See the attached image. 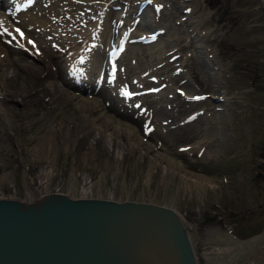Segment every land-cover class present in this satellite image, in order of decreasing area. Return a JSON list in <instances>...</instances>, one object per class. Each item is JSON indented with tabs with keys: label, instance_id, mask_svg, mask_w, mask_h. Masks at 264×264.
Returning a JSON list of instances; mask_svg holds the SVG:
<instances>
[{
	"label": "rangeland",
	"instance_id": "1",
	"mask_svg": "<svg viewBox=\"0 0 264 264\" xmlns=\"http://www.w3.org/2000/svg\"><path fill=\"white\" fill-rule=\"evenodd\" d=\"M42 1L48 3L55 16L54 2ZM71 1L63 16L65 21L61 19L68 28L53 26L54 34L72 39L79 33L95 39L100 31L102 42L108 41L123 28V24L113 23L116 18L123 20L124 13V19L132 22V37L159 30L158 39L129 41L118 57V75L107 81L102 80V75L100 83L101 89L113 88L108 94L107 111H115L116 117L137 126L142 141L154 148L143 149L131 137L133 146L120 167L104 168L99 163L94 169L74 165L73 150L59 145L48 164L39 159L37 149L31 151L29 147L60 118L34 122L46 112V104L38 102L34 105L36 113L24 119L26 128L18 126L22 120L17 116L5 117V129L0 132V196L31 200L48 191H63L73 196L130 198L170 205L192 225L190 234L199 264H214L220 258L211 260L210 255L227 245L225 234L239 240L261 234L264 0H146L139 8L142 0H82L83 8L76 0ZM153 3L161 7L154 8ZM24 6L23 12L19 10L21 15L36 18V0ZM104 9L109 11L110 19L103 22ZM86 10V25L72 32L73 20ZM0 19H8L1 10ZM44 37L50 41L51 35L45 33ZM102 42H96V55L103 61L104 70L106 50ZM92 46L85 47L90 50ZM77 47L69 49L76 51ZM69 49L61 53L58 64L69 79L66 85L84 94L98 95L100 90H91V75L85 77L83 72L93 73L88 64H77H81L79 76L83 80L69 73L72 66L76 67L71 59L77 57V51ZM7 104L15 115L21 107L14 99ZM146 127L150 130L146 131ZM123 139L118 136L121 142ZM189 145L192 147L186 148ZM199 177H204V185L196 182Z\"/></svg>",
	"mask_w": 264,
	"mask_h": 264
},
{
	"label": "bare ground",
	"instance_id": "2",
	"mask_svg": "<svg viewBox=\"0 0 264 264\" xmlns=\"http://www.w3.org/2000/svg\"><path fill=\"white\" fill-rule=\"evenodd\" d=\"M18 2H21V0H18ZM46 2H54L53 5L55 8H53V10L55 11L57 9V12H54L55 16L52 13L53 11L47 6L48 3L44 4L45 2L42 0H36L35 10L38 12L36 18L33 17V15L27 14L22 16L21 12L25 10V7L20 9L21 12L8 9L9 6L7 2H4L7 7H2L4 12L8 13L7 15H9L10 21L12 20L10 23V21L6 19L3 22V26L6 27L12 35L10 36L7 33L0 32V132L2 133L5 129V117L8 115L9 118L17 116L19 120H22L18 123V126L21 128L25 127L27 124H25L24 119L28 118L32 112L36 113L34 105L39 102L40 105L46 104V112L38 116L34 122L40 120L39 122L47 123L53 121V118H60L59 121L58 119L56 120L58 122L54 123L51 128L45 129L42 134H39L37 140L29 147L31 151L37 149V156L39 159L47 161L48 164L51 163L53 153L59 145L67 146L73 150L75 155L74 165L77 167L84 165L93 167L99 163H102L100 166L104 168L107 166L120 167L128 150L133 146V143L129 140L131 137L135 142L141 144L143 149L152 150L154 147L151 146V144L142 141L137 126L128 122L126 123L116 117L115 111H107L109 109L108 105L110 104L107 100L108 94L112 92L111 89L113 88L102 86L104 88L101 89L100 85L98 87L96 86V80L99 79L100 72L104 67L103 61L96 55L99 50V46L96 42L101 43L103 39L100 35V31L98 30L99 34L95 33V39H87L86 36L79 35V33L72 39L65 38L61 34H54L51 32L53 26L61 30L68 28L69 25H64L65 22H62L61 19H63V16L67 15L68 9L66 8L72 1L46 0ZM76 2L79 8H83L84 1L76 0ZM1 3L2 2H0V5ZM157 6L161 7L159 3ZM74 9L75 8L70 9L69 11L73 12ZM79 14L81 15L76 16L75 20H73L74 29L72 32H77L79 29L82 30L80 27L86 25L87 10L84 13L79 12ZM109 14V11H105L104 9V13L101 16L103 22L108 20ZM124 18H127L126 13L123 15V20H117L116 18L113 24L116 25L117 23H121L125 30V28L132 25V22L128 23L126 21L127 19ZM63 20L65 21V19ZM44 25L50 28L43 29L42 26ZM17 27L24 30L23 37L15 31ZM147 30L150 29L148 28ZM45 33L51 35L50 41L44 37ZM106 33L107 28L103 31V34ZM131 33L132 29L130 28L129 36L132 35ZM146 33L151 34L152 32ZM3 35L8 37L10 43ZM26 35L36 40L31 41ZM120 35V33L116 35L112 34L108 41L102 42L105 45L106 54L107 49L110 48L114 40L120 37ZM158 37L159 33L155 35L154 39H158ZM51 40L55 43H52ZM129 40L130 38L123 46V50L127 46ZM29 41H31V43H29ZM91 44L93 48L87 50L85 46ZM21 45L23 46L21 47ZM74 45H77L79 48L77 47L78 49H76L77 57L72 58L71 60L73 61L71 62H74L73 65L76 66L79 61L89 65L90 70L93 71V73L90 72L89 75H91L94 82L90 87L94 93L100 90L98 95L92 96L84 94L79 90L69 89L68 85H66L69 79L67 80L58 69L61 53L65 51L68 52L67 49H71ZM70 49L69 51H71ZM76 51L71 52L75 53ZM122 52L123 51L120 52L119 56H121ZM118 57L117 59L115 58L114 61L115 70L112 74L114 78L118 75V69L120 67ZM74 68L75 66H72L73 75L77 77L81 74V70H75ZM107 74H109L108 65L103 70V76L105 77L104 81H107L105 80L107 79ZM78 78L83 80L80 76ZM73 81L77 83V80L74 79ZM80 89H82V87H80ZM10 99L17 100L21 103V107L16 115L13 113V109L9 107L10 105L8 106L7 104ZM111 107L115 110L113 106ZM8 111L9 113H7ZM37 112L39 113V110H37ZM35 136H37V134ZM118 136L124 137L122 142L118 140ZM2 137L3 136L0 138ZM189 147L192 146L189 145L186 148ZM152 154H157V156H159L157 151H152ZM100 158H102V161ZM153 158H155V156L151 157V159ZM4 174H6V172H4ZM201 179H204V177H201L200 180L196 182L203 184L204 182H202ZM224 237L227 239V245L223 246V251L216 250L210 255L211 260H214L216 256H220V258H216L214 264H264V231L259 235L251 237L249 240H239L232 235L226 236V234Z\"/></svg>",
	"mask_w": 264,
	"mask_h": 264
},
{
	"label": "water",
	"instance_id": "3",
	"mask_svg": "<svg viewBox=\"0 0 264 264\" xmlns=\"http://www.w3.org/2000/svg\"><path fill=\"white\" fill-rule=\"evenodd\" d=\"M191 229L154 201L0 196V264H199Z\"/></svg>",
	"mask_w": 264,
	"mask_h": 264
},
{
	"label": "snow or ice",
	"instance_id": "4",
	"mask_svg": "<svg viewBox=\"0 0 264 264\" xmlns=\"http://www.w3.org/2000/svg\"><path fill=\"white\" fill-rule=\"evenodd\" d=\"M28 2L31 3L32 0H28ZM0 30H2L3 33H7L10 36L12 35L11 32H9V30L6 27L3 26V22L2 21H0ZM15 31L17 33H19L21 37L24 36V33L19 28H16ZM29 43H31V41H29ZM22 46L23 45H21V47ZM125 95H129V93L126 92ZM193 99H201V97H193ZM147 130H150V129H147V127H146V131Z\"/></svg>",
	"mask_w": 264,
	"mask_h": 264
}]
</instances>
